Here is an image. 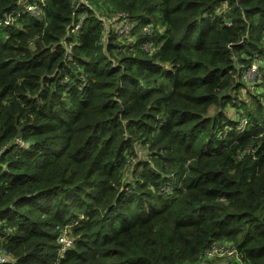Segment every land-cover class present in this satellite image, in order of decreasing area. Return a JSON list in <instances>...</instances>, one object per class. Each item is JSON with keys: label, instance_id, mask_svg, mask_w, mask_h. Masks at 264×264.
Instances as JSON below:
<instances>
[{"label": "trees", "instance_id": "trees-1", "mask_svg": "<svg viewBox=\"0 0 264 264\" xmlns=\"http://www.w3.org/2000/svg\"><path fill=\"white\" fill-rule=\"evenodd\" d=\"M32 1L0 0V264H264V95H235L264 0Z\"/></svg>", "mask_w": 264, "mask_h": 264}, {"label": "built area", "instance_id": "built-area-1", "mask_svg": "<svg viewBox=\"0 0 264 264\" xmlns=\"http://www.w3.org/2000/svg\"><path fill=\"white\" fill-rule=\"evenodd\" d=\"M44 4H45V0H34L27 4L25 10H27L30 14L37 17L38 19H42ZM3 22L6 23V21ZM79 24L80 22H77L76 25H74V27L71 28V31L75 32ZM129 27H130V22L127 20H123L121 21V23H119V28H121L120 31L123 30L125 34L128 32ZM140 31L142 33L149 34L151 28L149 26L144 25ZM138 32L139 31H136L133 34H129L125 38L124 43L134 42L136 39L135 35ZM142 47L149 52H153L158 49L159 44H156L151 40H146L142 43ZM256 72H257V66L255 64H252L251 66H248L245 69H243L242 76L248 79L250 78L249 76L251 75L252 77L255 76ZM235 117H237L239 120L237 127L239 129H243L247 123V120L245 119L244 116H235ZM15 141L20 145H25V143L19 138H16ZM66 228L67 227L62 228L58 236V241H60L61 243L60 252H64V250L68 248L72 242L71 239L66 236V232H67ZM9 257H10V252L5 250L3 246L0 244V263H4L8 261ZM215 257L223 258L224 262L228 264H247L245 261L242 260V256L237 250V248L227 240L214 241L204 250L205 259H212Z\"/></svg>", "mask_w": 264, "mask_h": 264}, {"label": "rangeland", "instance_id": "rangeland-1", "mask_svg": "<svg viewBox=\"0 0 264 264\" xmlns=\"http://www.w3.org/2000/svg\"><path fill=\"white\" fill-rule=\"evenodd\" d=\"M226 7H227L226 4H222L221 11H224L226 9ZM102 16L106 19L105 14H103ZM110 21H111V19L110 20L106 19V26H103L104 39H106L107 36H108V35H105V32L109 31V28H110L109 27V23H110ZM134 22H136V21H134ZM111 29H113V28H111ZM110 33L114 34L113 30H111ZM263 44H264V42H263ZM252 64H255L257 66L256 75L253 76V77L251 75V76H249L250 78H248V79H246L245 77L242 76V80H243L242 87L238 88L235 91V95L237 97V101H240V100L243 101L244 100L246 103L250 104V105H248V107L252 106V101L255 98L261 99L263 101L264 84H263L262 78H263V70H264V68H263L264 67V54H261V55H259L257 57H253L251 65ZM238 106H240V107L239 108H237L236 106H228V107H226L227 115L230 116V117L242 116L245 113V110L248 109V107L242 106L241 102L238 103ZM22 146H25V145H22ZM135 151H136L137 155H141V153H142V151L138 147H135ZM133 159H135V160L137 159L135 154L133 156ZM66 227H67L66 228L67 229L66 236L68 238H70L71 241H72L71 245L69 247H72L73 246V241H74L75 238L70 233V226H66ZM58 255L62 256L63 252L59 251ZM216 262L217 261L215 259H211V260H208V261H204L203 264H214Z\"/></svg>", "mask_w": 264, "mask_h": 264}, {"label": "clouds", "instance_id": "clouds-1", "mask_svg": "<svg viewBox=\"0 0 264 264\" xmlns=\"http://www.w3.org/2000/svg\"><path fill=\"white\" fill-rule=\"evenodd\" d=\"M61 231V230H60ZM59 236V235H58ZM221 241V240H220ZM227 241H229V240H227ZM230 242V241H229ZM60 248H61V246H60ZM60 248H59V250H58V252L60 251ZM212 259H219V261H221L223 264H228V263H225L224 262V259L223 258H218V257H215V258H212ZM207 260H211V259H207ZM243 260V259H242ZM244 261V260H243Z\"/></svg>", "mask_w": 264, "mask_h": 264}]
</instances>
